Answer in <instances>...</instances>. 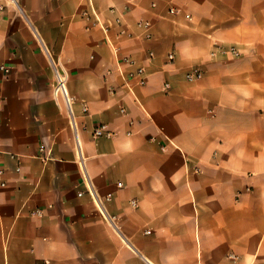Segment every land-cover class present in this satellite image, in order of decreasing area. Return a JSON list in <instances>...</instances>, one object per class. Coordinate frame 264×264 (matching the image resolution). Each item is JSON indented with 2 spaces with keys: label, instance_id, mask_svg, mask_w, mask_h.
I'll list each match as a JSON object with an SVG mask.
<instances>
[{
  "label": "crops",
  "instance_id": "0c3cea01",
  "mask_svg": "<svg viewBox=\"0 0 264 264\" xmlns=\"http://www.w3.org/2000/svg\"><path fill=\"white\" fill-rule=\"evenodd\" d=\"M0 172V264H264V0H0Z\"/></svg>",
  "mask_w": 264,
  "mask_h": 264
},
{
  "label": "built area",
  "instance_id": "2783aa9c",
  "mask_svg": "<svg viewBox=\"0 0 264 264\" xmlns=\"http://www.w3.org/2000/svg\"><path fill=\"white\" fill-rule=\"evenodd\" d=\"M171 12H174V10H171ZM230 51L235 56L239 55V52L233 46L231 47ZM169 58L171 60H173L174 55L170 54ZM5 71L9 72V69L6 68ZM203 75H204L203 70H201L200 68H194L192 70H189L186 73V79L189 81H197V80H200L203 77ZM132 76L139 78L140 84L146 83L145 69L144 68H139L138 70H136V72ZM165 86H166V88H169V84H165ZM53 91H54L55 96L60 95L63 98V100L66 102V104L68 106L69 111L71 112L72 111L73 98L69 95L67 85H66L65 75L62 72H60L58 69H55V82L53 84ZM84 111L85 112L87 111L86 107H84ZM105 134L111 135V133L108 130H106L104 124H99V125L94 127V129H93V136L94 137H102ZM5 184L6 183L3 180L2 172H0V185L5 186ZM121 185L122 184H119V186H121Z\"/></svg>",
  "mask_w": 264,
  "mask_h": 264
}]
</instances>
